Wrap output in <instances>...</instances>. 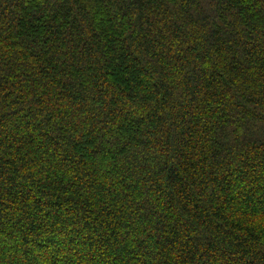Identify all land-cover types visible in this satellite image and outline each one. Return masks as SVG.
Returning <instances> with one entry per match:
<instances>
[{
  "label": "trees",
  "instance_id": "16d2710c",
  "mask_svg": "<svg viewBox=\"0 0 264 264\" xmlns=\"http://www.w3.org/2000/svg\"><path fill=\"white\" fill-rule=\"evenodd\" d=\"M0 264H264V0H0Z\"/></svg>",
  "mask_w": 264,
  "mask_h": 264
}]
</instances>
